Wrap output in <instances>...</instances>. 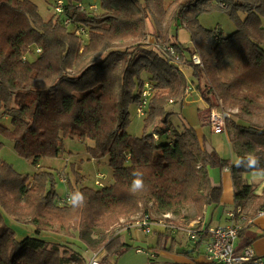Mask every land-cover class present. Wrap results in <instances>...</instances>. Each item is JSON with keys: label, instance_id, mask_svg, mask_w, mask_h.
I'll return each mask as SVG.
<instances>
[{"label": "trees", "instance_id": "16d2710c", "mask_svg": "<svg viewBox=\"0 0 264 264\" xmlns=\"http://www.w3.org/2000/svg\"><path fill=\"white\" fill-rule=\"evenodd\" d=\"M62 1L63 13L46 20L31 0H0V110L10 122L0 119V140L12 142L21 157L39 168L31 177L23 176L0 160V264H89L90 251H111L116 243L114 253L122 254L131 245L112 230L121 219L140 212L149 216L151 203L157 214L176 217L193 202L219 207L223 188L209 179L213 167H230L235 206L246 219L242 233L264 210V189L258 193L244 179L252 172L246 166L250 154L264 168V124L228 122L236 157L245 160L239 168L207 149L205 136L194 126L171 128L170 106L184 102L188 80L184 67L158 46L176 49L210 107L222 98L237 114L264 118V0H175L167 7L166 0H96V11L85 0ZM214 10L228 14L237 30L226 35L221 28H204L199 17ZM154 13L159 19L151 34L147 21ZM175 25L189 30L192 47L183 45L177 34L167 37V27L170 32ZM30 48L33 60L25 56ZM195 52L203 67L191 66ZM204 77L210 83L202 89ZM146 91L144 132L135 137L127 131L130 108L137 107ZM67 137L92 142L91 157H108L113 170L114 182L94 189L73 168L67 185L71 198L82 194L78 206L60 204L54 172L40 165L44 158L62 157ZM136 171L143 174L144 188L134 192ZM5 213L18 223L28 219L35 235L18 240ZM56 227L78 232V240H45L43 233ZM168 236L167 231L157 236V247L176 253L172 245L166 247ZM206 240L201 236L192 252L177 251L191 261L183 264H214L195 254ZM248 246L252 244L238 248Z\"/></svg>", "mask_w": 264, "mask_h": 264}, {"label": "rangeland", "instance_id": "374dc122", "mask_svg": "<svg viewBox=\"0 0 264 264\" xmlns=\"http://www.w3.org/2000/svg\"><path fill=\"white\" fill-rule=\"evenodd\" d=\"M31 1H33L38 6L40 14L46 20L50 19L52 15L54 14L55 8H53V5L55 3V0H31ZM85 1L87 3H92V4L95 3V0H85ZM173 1L175 0H166V3H165L166 7ZM181 1H184V0H179L178 2H181ZM155 19H159V18L156 17L154 13V17L153 15H150L147 21L148 30L149 32H151V34L157 31ZM170 19L172 20L171 16L167 21H169ZM199 21H200V24L204 28L210 29V30L221 28L226 35L232 34L237 30L236 23L230 18L228 14H226L222 10H214L211 12L203 13L199 17ZM166 24L167 22H164V26ZM166 32H167V37L168 36L170 37L171 34H177L179 41L183 45H185L186 47H192L191 34L189 30L186 29L185 27L180 26L177 28L176 25L172 26L170 28L171 33L168 31V27H167ZM194 54H197V53L195 52ZM25 56H27V58L31 60L35 59L36 57L35 53L31 50V48L27 51ZM203 63H204V60H203ZM183 67H184L183 72L185 74V77H187L189 81L194 82L195 86H197V92L195 94H199L202 96L201 89L200 87H198L193 77V73L191 69L186 68L189 66L183 65ZM208 79H209L208 77L206 78L204 77L202 79V82H201L202 89H205V86H204L205 84L210 83ZM204 92H208V90L206 89L204 90ZM220 99L222 98H219V100ZM214 103L217 106L218 101L214 99ZM207 105H209L208 102L206 106ZM224 105L226 106V108L234 109V107H231L227 103H225ZM136 109L137 107L135 105H132L130 108L131 122L127 128V131L129 134L135 137H141L144 132V117L139 116L137 114ZM170 110L173 113L170 118L171 128L173 127V128L181 130L184 124L190 125L189 124L190 122H186V119H185L186 112H184V110L179 105H172V107L170 106ZM199 112L201 113V116H202L201 118L202 126L200 124L199 125L197 124L194 127L202 129L203 135L205 136L206 142L208 144L207 149L211 150L212 148V150L218 153L221 157L228 159L229 160L228 164L231 165L232 163L236 161L237 155L233 148V145H231V142L229 140V133L225 131L222 135L214 134L211 131V128L205 124V119L208 114L207 108L206 110L202 108ZM243 117L244 116L241 113L237 115L234 114L232 116V119L230 120L229 125H232L233 120H236L239 123H244L245 121ZM0 119L1 121L5 123H8V124L10 123L7 118H4V114L2 110H0ZM249 122L250 124L248 125L253 126V124H256V125L262 126L264 124V118L258 119V122H254L252 120H250ZM167 137H168L167 134H165L161 136V140L164 141L167 139ZM2 142L4 145L0 151V160L3 163H7L11 165L18 173L22 174L23 176L31 177L35 172L39 170V168L35 167L32 164L31 160H27L18 154V152L14 149L12 142L10 141H2ZM92 145H93L92 142H87V141L81 142L77 137L75 138L67 137L64 141V146H63L64 154L62 155L61 158H58V159L44 158L41 161L40 165H42L44 168L51 169L54 172L56 182H57L56 191L59 193L61 197H64L68 194L69 180L72 174H74L73 168H75L78 172L81 173V175L84 176L85 185L91 188L102 189L101 187L96 185V180L98 179V175L103 176L100 179V181L103 182L104 186L110 185L114 182L113 170L109 166L108 157L101 158V159H94L93 157H91L88 147ZM65 177L68 181L67 182L68 185L65 182H63ZM73 177H72V180H74ZM245 181L246 182L248 181L247 183H250V184L254 182L256 184L254 187L259 191H262V189L264 188V183L262 185V188H260L261 180L254 179L252 176V172L247 173V175L245 176ZM150 208H151V213L149 217L152 222L158 223V222H163L165 220L162 214L156 213V207L153 206L152 203L150 204ZM204 211H205V207H203L201 203L193 202L187 205V207L185 208V210L183 211L181 215L182 218H180V216L176 217V215H173V218L170 219L169 222L172 223L174 226L181 228V227H187L189 225L191 221H188V220L196 218L195 223H193L195 224L194 229L199 230L200 228L199 222H201L200 224H202L204 220L203 219ZM5 215L9 222V225L13 229L15 236L18 240H21L27 236L35 235L34 231H32L34 226L31 224H28V219L23 220L22 223H18L17 221H15L14 217L6 213ZM145 217L146 216L144 215V213L140 212L136 216L131 217L130 219H127V218L121 219L120 224H117L112 230V232L116 231V235L121 234L123 241L131 245V247L124 248L122 254L114 253L118 243L112 246L111 251L100 249L98 251H95L94 253L90 251V253H92L93 256L98 255L105 262L110 263V264H113L112 263L113 261H119L121 259H122L123 264H150V260H149L148 253H147L148 249L144 246V244L146 242L150 243L154 240V243H155L154 248H155V251L158 253L159 258L155 254H152L154 255V257L153 258L151 257V258L153 260H156V259H159V260L158 262H152V264H164L165 258L162 257L164 256L163 255L164 253L161 252L163 251L161 246L157 247L158 238L156 234L154 232L150 234H145L144 232L139 231L137 229L138 224L141 223ZM155 226L165 228V226H163L162 224H157ZM99 232H101L100 229L96 231L95 233L96 236L98 235ZM77 233L78 232L68 231L65 229H59L58 227H56L54 230H49L48 232H44L43 234L45 235L44 239L51 241L52 243L68 244L70 243V241H73L78 238ZM177 239H178V243L180 241L183 247L187 244L189 240L187 234L185 233H183V236L182 235L178 236ZM172 241H173V238L171 237V235H169L167 240L165 241L166 247L169 248L172 245ZM138 248L143 249L144 252L137 253L136 250ZM204 248H205V244H204ZM112 251H113V254H111Z\"/></svg>", "mask_w": 264, "mask_h": 264}, {"label": "built area", "instance_id": "2783aa9c", "mask_svg": "<svg viewBox=\"0 0 264 264\" xmlns=\"http://www.w3.org/2000/svg\"><path fill=\"white\" fill-rule=\"evenodd\" d=\"M90 10H97V2L90 6ZM55 12L58 14L63 13V1L58 0L55 6ZM69 24L70 21L67 20L65 22ZM81 33V31H80ZM164 52H166L171 58L172 62L178 64L183 67L182 60L180 54L176 51V49L170 44H160L158 46ZM190 64L191 66H199L203 67L204 63L199 54H193L190 56ZM185 89V98L188 99L193 94L197 92V86H195L194 82L189 81ZM149 92L146 91L143 94V100L137 105V114L141 117L145 116V111L148 105ZM204 100V99H203ZM224 101L222 99L218 100L217 106L210 107L207 105L208 114L205 119V124L211 128V131L214 134H223L227 128L228 122L232 119L234 114H237L239 110L237 108H226L224 105ZM170 135V131L167 133ZM154 140H159V135L154 134ZM224 170L229 171V168H225ZM102 175H98V179L96 180V185L103 188L104 184L100 179ZM63 182L67 184L66 177ZM71 201V194L68 191V194L60 200V204L63 205L67 202ZM259 217L264 216V210H262L259 214ZM164 221L154 223L150 220L149 216H146L141 223L138 224V230L144 232L145 234H150L153 232V227L157 224H162L168 230H181L187 234L189 240L197 244L201 240V236H206L207 240L204 242L205 244V253L204 256L206 260L210 263L214 264H264V254L260 255L256 253L252 246H248L243 249L238 248V242L240 241V234L243 228V222L246 219L242 216V209L238 208L233 210L228 214V218L230 223L227 225H218V226H206L205 223L200 224L199 222V230L194 229L195 224H190L187 227L178 228L169 222L170 219L173 218L172 214L163 215ZM137 253L144 252L143 249L138 248ZM150 257H154L153 253L148 252ZM89 264H110L105 262L98 255H94L89 262Z\"/></svg>", "mask_w": 264, "mask_h": 264}, {"label": "crops", "instance_id": "0c3cea01", "mask_svg": "<svg viewBox=\"0 0 264 264\" xmlns=\"http://www.w3.org/2000/svg\"><path fill=\"white\" fill-rule=\"evenodd\" d=\"M206 104L207 103L203 100L201 95L193 94L191 97L186 99L179 106L184 110V112H186V116H185L186 122H190L189 124L192 126H195L197 124L198 125L200 124L202 126V122H201L202 116H201V113L199 111L202 108H204L206 110V108H207ZM243 119L245 121L244 123H247L250 120H252L254 122H258V119H260V118L244 116ZM235 122H237V121L235 120ZM196 130H197L198 135L200 137L204 136L202 129L196 128ZM220 135H222V134H220ZM211 150H212V148H211ZM221 158L226 159L224 157H221ZM226 160H228V159H226ZM232 164H234V163H232ZM226 168L230 169L229 166ZM246 175H247V173L244 175V179H245ZM209 179H210L212 185L221 186L223 188V193H222L221 205L219 207L210 206L208 208H205L204 216H203V219H204L203 222H205V224L211 223V227L212 226H218V225H222V226L227 225L230 223L229 218H228V214L236 209V206H235V187H234V180L232 177V173L230 172V170L226 171V170H222L220 167H213L209 170ZM263 183H264V180H261V184H260L261 187L260 188H262ZM252 185L255 186L256 184L253 182ZM258 191L259 190H257V192ZM261 192L262 191H259L258 193H261ZM180 218H182V217L180 216ZM188 221H191L189 223V225L193 224V223H195L196 218L188 220ZM32 231H34V227H33ZM166 231L169 233V235H171V237L174 240V244H172V248L174 251L176 250V253H171V252L169 253L166 251H161L162 253H164L163 254L164 256H162L163 258H165L164 264L190 263L191 262L190 259H188L187 257H185L182 254L181 255L178 254L177 251L179 252V251H182V250L187 248V249H190V252H192V250L196 244H194L190 240H188L187 244L183 247L181 245L180 241L178 243L177 238L180 235L183 236V233H185V232H183L181 230H168V229L165 230V228L159 227V226L153 227V232L156 234V236H159L160 234L163 235L166 233ZM44 238H45V235H44ZM247 243L252 244V247L256 251V253H258L260 255L264 254V216L259 217L257 215L253 219L249 220L247 222V224L245 225V230L241 233V237H240L238 247L246 246ZM144 246L148 249L147 253L148 252L153 253L159 258V255L155 251V248H154V246H155L154 240L150 243L146 242L144 244ZM204 253H205V248H204V243H203L199 247L198 251L195 254L198 255V258H200V260L207 261L205 256H204ZM148 257L150 260V264H152V262H158V260H159V259L153 260L149 254H148ZM112 263L113 264H123L122 259L119 261H113Z\"/></svg>", "mask_w": 264, "mask_h": 264}, {"label": "clouds", "instance_id": "9594fccd", "mask_svg": "<svg viewBox=\"0 0 264 264\" xmlns=\"http://www.w3.org/2000/svg\"><path fill=\"white\" fill-rule=\"evenodd\" d=\"M259 160L260 158L258 156L250 154L247 158L246 166L252 170V176L254 179L264 180V168L257 167ZM234 163L238 168L245 166V160L243 158L237 159ZM133 175L135 178L132 181L131 190L134 192L142 190L144 188L143 174L136 171ZM83 199L82 194L77 193L71 198V202L74 206H78L83 203Z\"/></svg>", "mask_w": 264, "mask_h": 264}]
</instances>
